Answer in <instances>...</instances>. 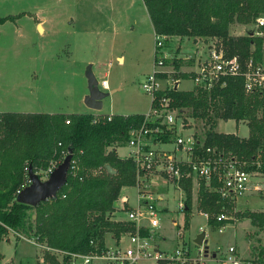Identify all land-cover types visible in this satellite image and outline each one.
I'll use <instances>...</instances> for the list:
<instances>
[{"label":"trees","instance_id":"trees-1","mask_svg":"<svg viewBox=\"0 0 264 264\" xmlns=\"http://www.w3.org/2000/svg\"><path fill=\"white\" fill-rule=\"evenodd\" d=\"M142 2L155 37L163 38L164 47L173 38L203 39L205 43L216 40L224 45L230 57L237 56L241 62L258 52L260 40L251 37V31L237 37L230 31L233 25L251 26L256 17L264 13V0ZM13 19L0 17V26ZM166 60L164 63L172 67L176 80H187L191 76L181 70V60ZM161 95L172 98V107L180 117L187 112L191 119L203 123L208 130L203 139L198 138L206 146L236 155L247 163L245 169L249 171H257L258 162V171L264 174V90L261 94L246 95L242 78H229L225 86L210 91L195 87L191 91L160 92L158 96ZM215 119L246 122L248 136L240 138L213 131ZM142 120L140 114L113 115L111 121H107L106 116L92 113H0V243L12 231L17 236L35 239L45 248L89 253L95 246L102 248L106 244L107 234L119 241L122 234L133 231L132 223L111 217L119 211L120 205L115 207L114 204L119 203L121 191L136 185L135 164L131 159L119 157L117 148L126 146L130 128ZM69 151L71 160L76 161V169L68 172L66 184L56 198L37 207L16 202L17 192L28 180L26 169L29 166L35 173L44 172L52 163L59 165ZM107 165L114 174L107 172ZM183 188L186 195L183 229L186 230L192 198L190 184L185 183ZM233 204L221 200L214 192H207L204 186L199 191L198 208L209 216L211 227H221L223 223L217 222L214 216ZM242 217L264 229V212L247 213ZM43 256L57 264L49 252L45 251ZM253 264H264V255L261 253Z\"/></svg>","mask_w":264,"mask_h":264},{"label":"rangeland","instance_id":"rangeland-1","mask_svg":"<svg viewBox=\"0 0 264 264\" xmlns=\"http://www.w3.org/2000/svg\"><path fill=\"white\" fill-rule=\"evenodd\" d=\"M9 16L14 19L0 26V113L89 112L83 102L87 94L85 71L89 66L93 67L99 84L107 80L109 89L103 92L115 91L103 101L100 114H145L149 111L151 98L141 90L140 84L154 72L155 37L142 0H0V17ZM36 18L46 20L45 34L39 32ZM251 26L233 25L230 34L234 37L245 35ZM92 30H99L100 34L91 33ZM204 43L203 39L173 38L164 47L166 61L181 60V70L191 74L195 69V52ZM163 67L171 73L170 65ZM167 77L173 78V74ZM178 89L191 91L195 86L189 77L181 80ZM181 118L200 139L204 138L208 129L203 123L191 119L187 112ZM212 130L234 133L240 138L248 136L244 121L215 119ZM125 149L126 146L117 148L121 157L127 154ZM36 174L41 175L42 181L46 179L44 172ZM254 178H258L255 184L261 190L238 198L233 207L222 209V213L232 217L223 223L226 226L223 230L211 227L198 208L197 191H191L189 226L184 230V214L178 206L185 204V193L165 189L159 181L152 184L153 193L164 194V200L157 205L160 226L151 236L154 247L163 252L186 248L195 257L194 240L205 231L208 252H225L235 245L239 255L247 252L248 259L264 255V229L242 217L247 213L264 212V174ZM120 196L128 197V204L123 207L118 200L119 211L111 218L125 221L124 211L135 205V187L123 189ZM114 241L112 234L106 235V245L112 246ZM123 243L127 245L126 238ZM44 248L35 239L10 231L0 243V264H40ZM138 264L161 263L143 260Z\"/></svg>","mask_w":264,"mask_h":264},{"label":"built area","instance_id":"built-area-1","mask_svg":"<svg viewBox=\"0 0 264 264\" xmlns=\"http://www.w3.org/2000/svg\"><path fill=\"white\" fill-rule=\"evenodd\" d=\"M249 31L251 37L260 40V47L256 55L250 56L244 62L237 56L230 57L224 45L216 40L204 43L195 52V69L190 76L195 87L210 91L225 86L229 78H242L246 95L263 92L264 13L256 17ZM251 48L256 50L254 45ZM164 50L163 38L156 36L154 72L140 84L141 90L151 98L150 109L143 114L140 124L132 125L126 144L129 154L124 159H131L136 167V198L134 207H128L124 213L125 221L132 223L134 230L122 234L116 244H105L102 248L95 246V250L89 253L44 248L57 264H95L97 261L101 264H138L143 260L163 264H253V260L241 257L234 245L225 252H208L197 246L196 255L193 257L186 248L163 252L152 244V232L160 226L157 205L164 200V194L157 191L153 193L152 184L159 181L165 189L184 192L183 186L188 182L193 192L199 193L204 186L207 192L216 193L221 200L235 203L249 192L261 190L259 185L253 184L252 178L262 175L258 171V162L257 171H249L245 169L247 163L236 155L215 146H206L172 107V98L158 96L160 92L177 90L179 82L175 78L162 77L173 72L163 70L164 60L167 58ZM98 85L101 90H108L107 80H102ZM112 118L113 115H106L107 121ZM65 124H69V121H65ZM57 166V163H52L44 171L46 179ZM75 169L76 161L71 160L69 171ZM26 171L28 172V168ZM28 185L29 179L25 187ZM120 201L124 207L128 204V197H121ZM178 208L183 210L184 204L180 203ZM203 215L209 220L207 214ZM214 219L224 223L232 220V217L219 213ZM225 227L221 224L220 228L223 230ZM124 238L127 245L123 243ZM39 263L53 264L44 256L39 259Z\"/></svg>","mask_w":264,"mask_h":264},{"label":"water","instance_id":"water-1","mask_svg":"<svg viewBox=\"0 0 264 264\" xmlns=\"http://www.w3.org/2000/svg\"><path fill=\"white\" fill-rule=\"evenodd\" d=\"M251 35V34H250ZM85 78L87 80V94L84 97L85 106L92 111H100L103 106V101L113 94L115 91L109 93L100 90L99 83L96 81L91 72V67H87L85 71ZM71 161V151L62 162L50 173L46 180H41L40 177L34 173L31 166L28 168L27 176L30 180V185L23 188L16 197V202L30 207H37L39 204L54 199L57 197L58 192L65 186L69 166ZM108 173L114 174L115 171L109 165L105 167ZM115 207L118 203L115 202ZM205 232H201L194 240V244L198 247L205 245L207 251V240Z\"/></svg>","mask_w":264,"mask_h":264},{"label":"crops","instance_id":"crops-1","mask_svg":"<svg viewBox=\"0 0 264 264\" xmlns=\"http://www.w3.org/2000/svg\"><path fill=\"white\" fill-rule=\"evenodd\" d=\"M142 4H143V2H142ZM144 6V5H143ZM145 8V7H144ZM145 11H146V9H145ZM146 14H147V11H146ZM147 16H148V14H147ZM43 20H37V18H36V21H37V28H38V30H39V32H41V34H45V25H46V20L44 19V18H42ZM148 19H149V17H148ZM149 21H150V19H149ZM150 24H151V22H150ZM2 26V25H1ZM151 27H152V24H151ZM152 30H153V27H152ZM91 33H95L96 35H99L100 34V32H99V30H92L91 31ZM83 34H85V32L83 33ZM153 34H154V37H155V33H154V31H153ZM81 44V43H80ZM87 43H85L84 45H83V47L86 45ZM165 51V50H164ZM166 53V52H165ZM90 57V56H89ZM116 58H118V60H119V62H122V58H119V56H117ZM89 61V60H88ZM93 65V64H92ZM94 66V65H93ZM91 67V66H90ZM93 69V67H91V72L93 71L92 70ZM163 70H165V68H163ZM92 74H93V72H92ZM94 75V74H93ZM180 82H181V80H179V82H178V85L180 84ZM108 83V82H107ZM108 89H109V84H108ZM177 89H178V86H177ZM102 109V108H101ZM89 110V109H88ZM100 111H92V110H89V112H87V113H92L93 115H102V114H100L99 113ZM2 113V112H1ZM15 113H37V112H15ZM46 114H61L60 112H48V113H46ZM134 114H140V115H143L142 113H133V114H125V115H122V116H128V115H134ZM227 134H234V133H227ZM234 135H236V134H234ZM236 136H238V135H236ZM239 137V136H238ZM242 138H246V137H242ZM126 149H127V154L124 156V157H121L120 155H119V153H118V150H117V154L121 157V158H126L127 156H128V154H129V149L126 147ZM125 149V150H126ZM258 180V178H252V182H253V184L255 183V181H257ZM260 180V179H259ZM253 193V191H251V192H249L248 194H252ZM247 195V194H246ZM243 198V197H242ZM238 202V201H237ZM205 238H207V236H205ZM8 239L6 240V242L8 243ZM117 243V241L115 240L114 242H113V244L112 245H114V244H116ZM235 246V245H234ZM159 248V247H158ZM159 250H160V248H159ZM238 252V251H237ZM241 252V251H240ZM240 256L241 257H243V258H246V256H248L247 255V252L246 251H242L241 252V254H240Z\"/></svg>","mask_w":264,"mask_h":264}]
</instances>
